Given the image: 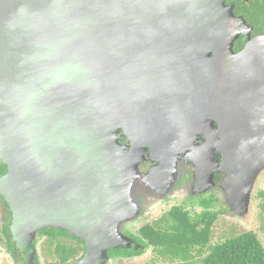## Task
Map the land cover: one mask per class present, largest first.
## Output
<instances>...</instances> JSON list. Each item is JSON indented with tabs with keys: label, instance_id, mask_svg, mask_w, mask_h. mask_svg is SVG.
I'll return each instance as SVG.
<instances>
[{
	"label": "water",
	"instance_id": "water-1",
	"mask_svg": "<svg viewBox=\"0 0 264 264\" xmlns=\"http://www.w3.org/2000/svg\"><path fill=\"white\" fill-rule=\"evenodd\" d=\"M225 2L0 0V194L25 264L44 227L84 241L76 264L130 247L116 226L149 182L124 157L167 166L193 123L212 127L228 205L246 209L264 167V35Z\"/></svg>",
	"mask_w": 264,
	"mask_h": 264
},
{
	"label": "rangeland",
	"instance_id": "rangeland-1",
	"mask_svg": "<svg viewBox=\"0 0 264 264\" xmlns=\"http://www.w3.org/2000/svg\"><path fill=\"white\" fill-rule=\"evenodd\" d=\"M189 126L186 131L173 140L170 159L166 168L160 172V175L157 174L156 170L150 169V167L147 169L140 166L141 162L146 158L145 153L133 155L128 160L127 156L124 157L129 167L134 162L136 163L137 168L133 167L131 169L132 172L135 171V168L137 169L139 176H136L135 181L139 180V177L143 175L144 178L148 179L149 183L146 189H136L137 192L133 193L134 204H136L135 212L132 216L117 224V231L127 237V234L137 233L140 227L146 223L154 222L173 205L185 208L190 213V216H194V214L201 211V208L197 205L192 206L189 204L190 198L194 197V201H196L199 195L211 196L215 199L213 202L214 211L219 209L227 211L217 215V219L212 227L211 245L222 242L242 232L253 231L264 246V167L260 168L255 175L246 209L240 213L234 212L228 205V197L225 194L222 181H214V179L209 177L212 169L208 172V175L206 174L207 177L202 169V167H205V162L207 163L206 153L208 159L212 161L216 147L212 127H208L206 122H202L201 124L193 123ZM118 141L120 144L128 142L123 134L118 138ZM217 156H220L218 152ZM179 179L182 180L181 183H179ZM140 183L143 186L147 185L146 181ZM128 238L131 239L130 236ZM33 241L35 244L34 257H36V264H60L53 254L52 247L49 250L46 237L35 236ZM61 241L66 244L78 245L72 239L64 237L61 238ZM206 251L201 256H204ZM79 254L80 252H78L75 259L79 257ZM191 254L193 256V264H199V254L195 251H192ZM0 264L25 263L22 260L14 261L10 257L6 247L0 245ZM105 264L176 263L158 256L152 251V247H150L138 257L109 259Z\"/></svg>",
	"mask_w": 264,
	"mask_h": 264
},
{
	"label": "trees",
	"instance_id": "trees-1",
	"mask_svg": "<svg viewBox=\"0 0 264 264\" xmlns=\"http://www.w3.org/2000/svg\"><path fill=\"white\" fill-rule=\"evenodd\" d=\"M236 14L248 15V10L235 7ZM255 13V8L251 10ZM249 21L257 24V15L249 14ZM7 171L6 165L0 160V177ZM214 198L201 196L196 201L201 211L190 216L181 206H174L165 212L153 224H145L138 230V235H129L134 241L130 247H118L108 250V258L130 259L138 257L152 247V251L176 264H193L192 251L199 254V264H264V246L253 231L242 232L229 237L222 242L211 245L212 227L219 213L224 209L213 210ZM11 211L8 203L0 194V245H4L9 254L15 259L24 260V253L17 252L16 242L11 230ZM38 237L46 236L49 250L53 249L60 264L74 261L78 252L79 257L85 252V243L67 230L44 227L36 232ZM61 237L72 239L78 245L66 244ZM34 244V241H32ZM207 250V251H206ZM204 256H201L205 253ZM74 264V263H71Z\"/></svg>",
	"mask_w": 264,
	"mask_h": 264
},
{
	"label": "flooded vegetation",
	"instance_id": "flooded-vegetation-1",
	"mask_svg": "<svg viewBox=\"0 0 264 264\" xmlns=\"http://www.w3.org/2000/svg\"><path fill=\"white\" fill-rule=\"evenodd\" d=\"M227 5H233V12H234V14L235 15H237V16H242L244 19H245V21H246V24L249 26V28L251 29V31H250V37H251V39L253 38V37H255V36H257V35H264V0H226V2H225ZM236 5L238 6V7H241V8H243L244 9V11H245V9H247L248 11V15L247 16H243V14H236L235 13V7H236ZM253 8H255V13H252L251 12V10L253 9ZM249 14L251 15V17L254 15V14H256L257 15V24L256 23H254V22H251V21H249V19H248V17H249ZM247 38L245 37V35H240L239 36V38L238 39H236V41L234 42V46H233V50L235 51V52H239L246 44H247ZM216 127H217V125H216V122H214V125H213V128L214 129H216ZM214 152H216V151H214ZM206 158H207V163L205 162V167H202V169L204 170V173H205V176H206V174L208 175V172L212 169V168H215V170H214V172H213V177H212V179H214V181H216V180H221V181H223V178H224V173L222 172V171H220V170H218L219 169V167H220V165L218 164H214L213 163V161H218V160H220V158H221V156H216V154L215 153H213V157H212V161H210L209 159H208V155H207V153H206ZM159 163L160 162H157V161H152L151 160V158H150V156H149V154H146V158H145V160L144 161H142L141 162V165L140 166H143V167H146L147 169L150 167V169H154V170H156L157 171V174H159L160 175V172H162L165 168H166V165L165 166H161V167H159ZM212 163V164H211ZM214 164V165H213ZM139 166V167H140ZM157 166V167H156ZM207 177V176H206ZM178 178V177H177ZM181 179H179V183H181ZM178 183V184H179ZM176 186V185H175ZM201 196L199 195L198 196V199L196 200L197 202H198V200H199V198H200ZM209 197V196H208ZM195 200V198L193 197V198H190V200H189V204H191L192 206H195V205H197L198 207H200L198 204H196V201H194ZM172 207H174V205L173 206H171L170 208H172ZM161 217V216H160ZM159 217V218H160ZM159 218H157V219H159ZM156 219V220H157ZM155 220V221H156ZM154 221V222H155ZM154 222H150V223H146V224H153ZM145 225V224H144ZM143 225V226H144ZM142 226V227H143ZM141 228V227H140ZM139 228V229H140ZM138 229V230H139ZM138 230H137V232H138ZM131 235H133V236H136V235H138V233H131ZM37 236V235H36ZM38 237V236H37ZM43 237H46V236H43ZM128 237H129V235H128ZM62 238V237H61ZM133 239L131 238V241H132ZM131 243H134V241H132ZM32 247L34 248L35 247V244H32ZM132 247V246H131ZM16 248H17V252L20 254V251L21 252H23L22 250H20L18 247H17V245H16ZM35 249V248H34ZM24 253V252H23ZM85 253V252H84ZM84 255V254H83ZM82 255V256H83ZM24 256H25V253H24ZM82 256H80V257H78V258H76V259H74V261H72V260H70L67 264H71V263H74V264H76V262H77V260L79 259V258H81ZM10 257L15 261V259L10 255ZM136 257V256H135ZM132 258H134V257H132ZM25 257H24V260H23V263H25ZM34 261H35V263H36V257H34Z\"/></svg>",
	"mask_w": 264,
	"mask_h": 264
}]
</instances>
